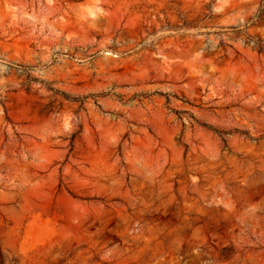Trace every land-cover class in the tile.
<instances>
[{"label":"rangeland","instance_id":"rangeland-1","mask_svg":"<svg viewBox=\"0 0 264 264\" xmlns=\"http://www.w3.org/2000/svg\"><path fill=\"white\" fill-rule=\"evenodd\" d=\"M0 264H264V0H0Z\"/></svg>","mask_w":264,"mask_h":264}]
</instances>
